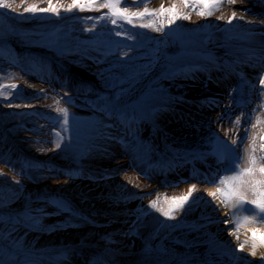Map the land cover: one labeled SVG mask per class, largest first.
I'll return each instance as SVG.
<instances>
[{
  "label": "bare ground",
  "instance_id": "6f19581e",
  "mask_svg": "<svg viewBox=\"0 0 264 264\" xmlns=\"http://www.w3.org/2000/svg\"><path fill=\"white\" fill-rule=\"evenodd\" d=\"M33 3L40 8L48 7L47 0H14L15 11L5 9L23 12V7ZM70 3L71 0H53L60 12ZM161 4L175 5L189 17L173 23L178 51L172 56L175 63L170 74L160 88L147 92L133 104L134 114H124L115 120L113 137L97 142L94 159L100 165L95 171L98 175L58 164L71 178L57 183L56 192L67 194V199L81 208L83 216L93 218L99 225L78 232L76 238L63 233L48 238L29 236L28 241L35 249H48L63 264H92L96 257L103 264H261L264 247H257L255 257L248 252L252 230L264 232V223L242 224L235 230L237 241L235 235H229L234 230L230 209L219 193L215 198L208 193L216 190L219 177L232 175L228 172L220 176L219 163L209 153L212 146L222 143L235 148L243 167L244 149L249 137L255 135L256 155L264 154L259 147L264 122L252 127L257 116L264 121V111L258 107L264 99L258 79L264 75L262 2L237 0L233 5L225 0L218 11L206 17L197 15L191 7L185 8L181 0H150L147 5L145 0H126L125 6H131L132 12L143 11L145 6L159 8ZM232 11H236L237 18L229 24ZM162 17L169 24V14ZM211 34L220 38L218 44L211 45ZM9 48L19 58L30 56L31 60L51 61L53 67L43 74L54 81L70 83L73 77L81 89L97 87L92 77L66 70L65 63L50 53L21 45ZM251 58L259 61L256 66L251 64ZM27 86L28 92L34 94L44 89L39 79ZM234 139L238 141L236 144L232 143ZM144 148L150 152L151 160L142 154ZM55 162L53 159L43 165L51 168ZM255 178L260 179L258 172ZM192 185H196L192 198L183 210L172 213L174 218L149 207L150 201L159 197L157 208L166 212L172 205L165 197L187 195ZM38 189L33 186L30 192L37 193ZM245 195L247 200L256 198L250 190ZM36 199L32 204L38 207ZM24 206L15 208L21 210ZM49 217L51 222L58 221L51 211ZM154 217L158 221L155 233L150 229ZM244 241H248L244 251H236L238 243ZM140 245L144 247L139 249Z\"/></svg>",
  "mask_w": 264,
  "mask_h": 264
},
{
  "label": "rangeland",
  "instance_id": "374dc122",
  "mask_svg": "<svg viewBox=\"0 0 264 264\" xmlns=\"http://www.w3.org/2000/svg\"><path fill=\"white\" fill-rule=\"evenodd\" d=\"M102 2L98 0L92 10L62 11L59 15H19L22 11L0 9V85H17L2 90L8 99L0 96V167L8 173L0 172V264H63L48 249H35L27 237L66 233L76 238L78 232L99 225L83 216L67 194L56 192L57 183L71 178L58 164L98 175L95 171L100 165L94 159V149L101 139L113 137L115 116L134 114L133 104L160 88L174 66L172 56L178 51L175 21L167 24L163 14L157 12L134 17L132 23L118 18L113 25L110 19H100L108 12L100 8ZM219 39L216 34L209 35L211 45L218 44ZM13 45L52 54L65 63L66 70L92 77L97 87L81 89L71 77V87L78 86L82 91L75 93L69 83H59L43 74L53 67L51 61L19 58L9 48ZM35 79L44 84L40 94L28 92L27 84H34ZM37 102L40 105L35 106ZM58 108L68 110L66 126ZM33 151L37 154H31ZM142 152L146 160L152 159L147 149ZM53 159L56 165L45 168L43 163ZM33 186L39 187L37 193L30 192ZM34 199L38 207L32 204ZM20 204L24 207L17 210ZM50 211L57 222H51ZM156 219H152L150 228L154 233ZM92 264L103 263L96 257Z\"/></svg>",
  "mask_w": 264,
  "mask_h": 264
},
{
  "label": "snow or ice",
  "instance_id": "6c2138e0",
  "mask_svg": "<svg viewBox=\"0 0 264 264\" xmlns=\"http://www.w3.org/2000/svg\"><path fill=\"white\" fill-rule=\"evenodd\" d=\"M14 0H0V9H11L15 11L12 7ZM150 0H145V5ZM185 8L191 7L196 14L201 17L211 16L215 11H218L222 6L225 0H181ZM228 4H235L237 0H226ZM98 3V0H71V3L68 4L66 8H63L66 12H72L74 10H92L94 6ZM48 7L40 8L35 3L29 4L27 7H23L24 13L36 14L40 13H52L55 15L60 14V8L53 4V0H47ZM126 0H103L100 3V8L108 9V12L104 13L100 19H110L113 25L117 24V19H122L127 23H132L133 18H143L144 16H151L155 13H168L170 20L169 23H173L176 19H188L189 17L183 15L179 12L175 5L171 7H165L164 4H161L159 8L149 9L147 6L144 7L143 11H129V7L125 6ZM199 6V10H197ZM100 8H96V11H99ZM223 17H217V19H222ZM233 18H237L236 11H232L231 16L228 18V23L231 24ZM91 19V17H89ZM151 25L141 24L140 27H150ZM158 31L161 29H157ZM120 35L119 32L116 33ZM259 85L261 89V97L264 98V75L259 78ZM17 88V85H0V96H3L4 99H8V95L2 91L3 89ZM262 111H264V99H262L261 104L258 106ZM57 111L62 114L64 119L65 126L68 123L69 113L67 108H58ZM264 121L261 120L260 116L256 117V123L252 124V127H257L258 124ZM236 126L240 124V118L237 117L235 121ZM58 135V134H57ZM261 143L259 145L262 152H264V136L260 137ZM238 141L234 139L233 144H236ZM57 148L60 147V144L57 143ZM256 136L252 135L249 137L248 147L244 149V161L246 166H241V157L237 156L233 162V166L228 169L232 175H225L219 177V183L217 184L216 190L214 192H209L208 195L215 198L217 193L223 198V203L230 209V220L233 223L234 230L229 232V235H235L237 241H239V236L235 234V230H238L242 224L245 223H264V154L259 156L256 155ZM258 166V167H257ZM259 173L260 179H256V173ZM3 173H0L2 175ZM18 182V181H17ZM223 186V187H221ZM196 190V185H192L188 189L187 195H182L179 197H165L166 200L170 199L171 207L168 211H163L162 209L157 208V199L150 201L149 207L161 211V214L168 217L174 218L172 213L177 210H183L184 206L190 201L193 196L194 191ZM252 191L255 199L247 200L246 192ZM250 206V207H249ZM239 213V215H237ZM227 223V221H226ZM248 241L238 243L236 251L243 252L245 245ZM264 247V232H260L257 229L252 230L251 235V250L248 252L249 256L255 257L257 255V247ZM261 264H264V253L260 254Z\"/></svg>",
  "mask_w": 264,
  "mask_h": 264
},
{
  "label": "water",
  "instance_id": "95a60500",
  "mask_svg": "<svg viewBox=\"0 0 264 264\" xmlns=\"http://www.w3.org/2000/svg\"><path fill=\"white\" fill-rule=\"evenodd\" d=\"M52 84H54V83H52Z\"/></svg>",
  "mask_w": 264,
  "mask_h": 264
}]
</instances>
